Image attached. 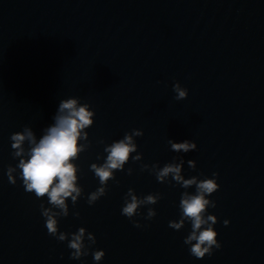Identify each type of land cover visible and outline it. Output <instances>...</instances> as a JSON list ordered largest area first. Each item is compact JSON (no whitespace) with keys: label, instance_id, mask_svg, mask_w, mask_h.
<instances>
[{"label":"water","instance_id":"water-1","mask_svg":"<svg viewBox=\"0 0 264 264\" xmlns=\"http://www.w3.org/2000/svg\"><path fill=\"white\" fill-rule=\"evenodd\" d=\"M177 82L188 90L184 100L175 99ZM69 97L95 112L91 146L74 161L84 195L75 207L69 199L59 221L60 231L95 235L79 260L48 234L40 210L47 197L6 174L18 164L11 134L30 126L39 139ZM133 129L143 131L135 138L142 160L130 159L88 205L100 186L90 165ZM169 139L197 149L176 153ZM180 157L186 179L218 173L208 214L221 248L202 259L184 243L190 222L169 227L185 189L141 170ZM129 188L162 196L133 218L141 227L121 215ZM148 207L157 213L151 220ZM95 250L105 252L99 262ZM0 264H264V0H0Z\"/></svg>","mask_w":264,"mask_h":264},{"label":"clouds","instance_id":"clouds-1","mask_svg":"<svg viewBox=\"0 0 264 264\" xmlns=\"http://www.w3.org/2000/svg\"><path fill=\"white\" fill-rule=\"evenodd\" d=\"M173 91L176 93V100H184L188 96V90L179 82L173 85ZM94 116L95 112L90 110L89 104H82L78 98L69 97L60 101L53 123L43 129L39 139L30 126H25L22 131L10 136L13 150L11 155L13 159L18 158V164L15 167L9 165L7 168L9 183L15 185L19 177L26 192L34 193L37 199L47 197L50 206L45 207L43 203L40 205L47 232L60 242L67 241V247L71 250L70 258L76 260L89 254L91 246L96 243V237L84 227L72 233L60 231L59 221L69 216V199L75 207L84 195V190L78 183L80 169L74 161L91 146L86 129L94 124ZM140 136H143V131L133 129L131 132H126L122 139L105 145L104 152L107 155L103 163L90 165V171L98 178L100 186L87 195L88 205H94L107 194L108 182L116 180L115 172L124 171V166L130 159L134 162L142 160V153L138 152L135 140ZM99 143L103 144L104 141L100 140ZM168 143L170 150L176 153H188L197 149V144L191 140L177 143L169 139ZM133 153L136 155L133 156ZM187 163L189 168L196 169L195 160H188ZM183 165L184 160L180 157L174 158L163 167L159 164H142L141 170L153 173L160 183L174 181L185 189L181 193L178 205L180 217L178 220L169 221V227L180 230L186 222H190L191 231L185 237L184 243L190 246L189 252L192 256L202 259L206 255L211 256L214 249L221 248V243L217 239L218 233L214 229V225L218 222L217 217L208 214L209 207H216V201L208 197L220 188L217 183L218 173H212L211 178L201 179L198 176H192L186 179L182 174ZM132 172V168L127 169L128 175ZM193 186L194 193L187 191ZM161 198L160 193L141 197L134 189L129 188L124 197L121 215L132 220L135 227H141L139 221L133 218L141 214L142 207L155 205ZM72 215L79 217L80 214L77 211ZM156 215V210L148 207L144 218L151 220ZM228 224L229 221L225 220L224 225ZM92 256L94 261L99 262L104 258L105 252L95 250Z\"/></svg>","mask_w":264,"mask_h":264}]
</instances>
